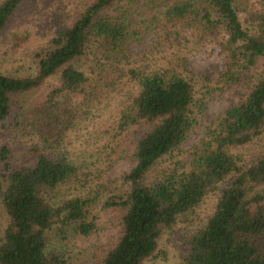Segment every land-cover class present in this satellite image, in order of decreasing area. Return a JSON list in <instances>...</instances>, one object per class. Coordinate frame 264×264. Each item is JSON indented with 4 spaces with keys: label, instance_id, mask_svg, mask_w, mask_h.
Instances as JSON below:
<instances>
[{
    "label": "trees",
    "instance_id": "trees-1",
    "mask_svg": "<svg viewBox=\"0 0 264 264\" xmlns=\"http://www.w3.org/2000/svg\"><path fill=\"white\" fill-rule=\"evenodd\" d=\"M26 1L37 0H0V34ZM138 1H87L33 49L32 71H0V264H80L48 249L46 231L55 224H71L83 235L95 230L96 198L49 194L81 181L82 166L70 155L66 134L122 76L133 91L119 111V127L149 126L135 141L134 163L120 176L124 188L101 203L123 211L119 234L98 264H142L162 228H172L209 194V214L180 237V264H264V154L241 163L230 151L264 128V0H161L134 22L125 14ZM169 22L190 28L180 36L186 42L213 41L224 57L214 82L242 87L185 160L180 145L196 122L193 106H202L213 88L204 82L195 98L190 77L176 68L182 56L174 52L163 54L173 60L168 67L128 59L130 42L141 32L156 28L162 33L157 41H168ZM171 34L178 40L176 30ZM53 75L56 80L46 82ZM43 84L39 99L23 108L13 104L14 95ZM23 135L31 142L18 157L7 137Z\"/></svg>",
    "mask_w": 264,
    "mask_h": 264
},
{
    "label": "rangeland",
    "instance_id": "rangeland-1",
    "mask_svg": "<svg viewBox=\"0 0 264 264\" xmlns=\"http://www.w3.org/2000/svg\"><path fill=\"white\" fill-rule=\"evenodd\" d=\"M87 1L89 0L24 2L10 18L5 31L0 34V71L22 75L32 71L33 49L45 43L57 23L69 22ZM141 1L139 0L126 12L125 15L131 21L145 18L149 12H154L162 5L161 0H151V2L143 0L144 3ZM166 28L169 40L164 43L157 41L161 39L162 33L160 30L156 32V28L141 32L138 40H131L128 59L135 64L168 67L173 60L166 62L163 54L169 56L170 52H174L182 56L181 64H178L176 68L190 77L195 98L200 95L201 85L204 82L208 87L213 88L206 94L202 106H193L196 122L180 145L179 157L185 160L189 158V153L195 144L197 148L200 147L201 138L208 139L205 135L207 128L213 129L223 109L238 99V91H242V87L214 82L213 78L222 67L224 57L213 41L203 39L197 43L190 41L189 38L186 42L180 36L188 35L190 28L177 23L172 25L171 22ZM175 30L180 34L178 40L172 39L171 33ZM18 33L26 34V39L19 41L14 38L13 34ZM178 41L179 44H177ZM158 47H161L163 51ZM117 78L122 81L100 93L98 99L93 100L92 105L87 109L88 114L84 119L81 120L79 117L66 134L68 151L74 160L81 164V172L84 176H79L81 181L76 185L64 183L49 194L51 198H64L77 193L96 198L91 209L92 214L95 215V230L83 235L74 233L71 224L62 227L55 224L46 231L48 249H54L68 261L80 264H98L105 250L117 238L120 215L123 210L117 206L104 207L101 203L107 196L120 193L124 188L119 181L120 176L134 163L132 152L135 141L149 126L148 122L140 121L126 127H119V111L129 101L133 86L127 83L123 76ZM55 80L56 77L53 75L48 77L46 82ZM123 80L126 84L121 83ZM45 84L37 89L14 95L13 104L23 108L33 100L39 99ZM215 85L217 87H214ZM7 140L15 156L26 155L28 144L31 142L30 136L23 135L17 138L10 136ZM230 151L238 156L241 163L256 155L264 154V128L261 134L251 142L232 147ZM174 158L177 159L178 156ZM164 162V159L159 160V164ZM213 203L214 196L209 194L185 217L181 216L172 228H162L155 250L143 259L142 264H180V237L187 230L201 225L211 211ZM2 222L3 216L0 213V225Z\"/></svg>",
    "mask_w": 264,
    "mask_h": 264
}]
</instances>
